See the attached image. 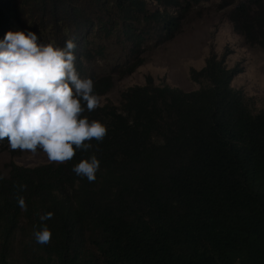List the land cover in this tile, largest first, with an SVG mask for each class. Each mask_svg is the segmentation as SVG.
Instances as JSON below:
<instances>
[{
    "label": "trees",
    "instance_id": "trees-1",
    "mask_svg": "<svg viewBox=\"0 0 264 264\" xmlns=\"http://www.w3.org/2000/svg\"><path fill=\"white\" fill-rule=\"evenodd\" d=\"M75 1L69 10L66 0H0V41L32 13L61 9L50 17L52 28L58 36L73 30L65 37L77 44V71L103 96L114 83L90 67L105 56L88 40L93 29L121 33L130 56L115 68L129 75L143 63V46L173 40L202 0ZM232 5L235 33L264 49V0L223 6ZM66 40L59 37L58 47ZM228 56L211 53L203 68L190 70L198 90L154 86L147 78L123 91L119 106L86 111L108 135L70 162L0 170V264H264V110L253 114L242 90L231 86L243 69H228ZM92 155L101 162L95 182L72 171ZM49 212L53 218L42 223ZM43 224L52 232L49 245L34 237Z\"/></svg>",
    "mask_w": 264,
    "mask_h": 264
},
{
    "label": "clouds",
    "instance_id": "clouds-1",
    "mask_svg": "<svg viewBox=\"0 0 264 264\" xmlns=\"http://www.w3.org/2000/svg\"><path fill=\"white\" fill-rule=\"evenodd\" d=\"M38 39L34 32L10 31L0 41V141L7 140L12 151L32 156L42 152L50 163L65 164L77 150H90L93 140L102 142L108 128L84 115L102 106L101 97L94 92V81L77 71L74 40L57 47ZM100 169L101 162L92 155L72 171L95 182ZM16 187L26 190V185ZM17 202L21 210L27 209L22 195ZM52 218L50 212L40 216L42 223ZM34 237L49 245L52 232L43 224Z\"/></svg>",
    "mask_w": 264,
    "mask_h": 264
},
{
    "label": "rangeland",
    "instance_id": "rangeland-1",
    "mask_svg": "<svg viewBox=\"0 0 264 264\" xmlns=\"http://www.w3.org/2000/svg\"><path fill=\"white\" fill-rule=\"evenodd\" d=\"M66 1L69 4V10L79 6L75 0ZM228 1L202 0L198 2L184 20L181 32L173 40L158 46L152 42L143 46L140 56L143 63L129 75L122 76L124 66L121 65V69L119 66L115 68L117 63H122L127 56H130L129 44L123 40L121 33L115 31L106 37L99 29L97 31L93 29L88 40L98 47H104L105 56L94 57L90 67L99 75L111 76L114 83L113 88L107 94L99 96L101 105L119 106L121 93L131 87L143 86L147 78L152 80L154 86L167 85L184 92L198 90L200 86L191 80L190 70H200L211 53L219 57L226 50L229 53L225 62L226 67L231 69L235 65H240L243 69L241 74L234 77L231 86L242 90L253 114L264 110V49L246 44L244 39L235 33L228 19V14L234 5L223 6ZM234 1L237 3L240 0ZM156 7L152 5V9ZM48 8L44 14L32 13L27 18V22L22 21L21 27L16 31L34 32L39 38L38 43H52L58 47L57 39L59 37L64 40L70 39L65 35L69 33L71 35L73 30L63 34L64 36H58L59 32L52 28L50 17H53V20L60 17L62 10L51 12ZM29 22L31 23L27 25ZM40 31H43L46 36H39ZM80 43L81 40L78 45ZM4 145L7 147L5 150ZM10 163L21 167L50 164L42 152L36 156L20 151H15L13 154L7 140L0 141V170L4 174L7 173Z\"/></svg>",
    "mask_w": 264,
    "mask_h": 264
}]
</instances>
